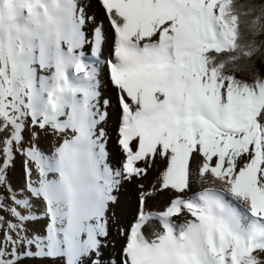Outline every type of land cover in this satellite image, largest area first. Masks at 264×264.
<instances>
[{"label": "snow or ice", "instance_id": "6c2138e0", "mask_svg": "<svg viewBox=\"0 0 264 264\" xmlns=\"http://www.w3.org/2000/svg\"><path fill=\"white\" fill-rule=\"evenodd\" d=\"M0 264H264V0H0Z\"/></svg>", "mask_w": 264, "mask_h": 264}, {"label": "bare ground", "instance_id": "6f19581e", "mask_svg": "<svg viewBox=\"0 0 264 264\" xmlns=\"http://www.w3.org/2000/svg\"><path fill=\"white\" fill-rule=\"evenodd\" d=\"M113 138H115V133L114 132H113ZM43 147L47 149V148L50 147V145H49V143L47 141H45L43 143ZM154 176H155V173H153V175L149 176L148 179L146 181H144L146 187H148L151 182H154ZM199 187H200L199 185H196V190H199ZM132 192H133V194L136 192L135 186L132 187ZM167 199H168V194L167 193H165L163 195H159V196H157L156 199L149 201V207L152 210H159L160 208H162L164 206V204L166 203Z\"/></svg>", "mask_w": 264, "mask_h": 264}, {"label": "rangeland", "instance_id": "374dc122", "mask_svg": "<svg viewBox=\"0 0 264 264\" xmlns=\"http://www.w3.org/2000/svg\"><path fill=\"white\" fill-rule=\"evenodd\" d=\"M18 167H19V165H18Z\"/></svg>", "mask_w": 264, "mask_h": 264}]
</instances>
